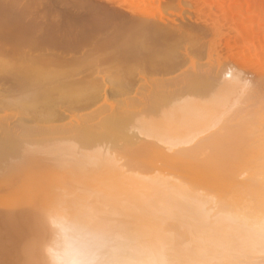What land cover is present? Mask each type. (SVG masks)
Listing matches in <instances>:
<instances>
[{"label": "bare ground", "instance_id": "bare-ground-1", "mask_svg": "<svg viewBox=\"0 0 264 264\" xmlns=\"http://www.w3.org/2000/svg\"><path fill=\"white\" fill-rule=\"evenodd\" d=\"M128 2L0 0V182L56 161L174 219L182 264H264V0Z\"/></svg>", "mask_w": 264, "mask_h": 264}, {"label": "clouds", "instance_id": "clouds-1", "mask_svg": "<svg viewBox=\"0 0 264 264\" xmlns=\"http://www.w3.org/2000/svg\"><path fill=\"white\" fill-rule=\"evenodd\" d=\"M112 192L94 178L54 184L33 206L24 264H182L177 222L147 197Z\"/></svg>", "mask_w": 264, "mask_h": 264}, {"label": "rangeland", "instance_id": "rangeland-1", "mask_svg": "<svg viewBox=\"0 0 264 264\" xmlns=\"http://www.w3.org/2000/svg\"><path fill=\"white\" fill-rule=\"evenodd\" d=\"M65 1L67 3L69 2L70 5L73 4L75 6V4H76V7L78 6L77 4L80 3L79 6H80L81 9L79 11L80 12L81 11L83 12L85 10L86 15L85 14H83V15H85L90 20L97 18L95 20H96V22H99V23H101L103 21V18L102 17H104V16H102V13H105V12H106V14L108 13L107 15L106 14H103V15H105V17H104L105 20H107L108 15H109L110 18L112 17L111 20L112 19L114 20L113 16H115V15L117 16L116 18H118V15H120V18L123 17L125 19L127 18L126 16L131 15L132 18L136 19L137 12L139 11V10H137V8L135 9L134 7H132V5H134V4L133 3L130 4L128 2L129 0H127V2H125L126 0H113V1H111V0H65ZM77 1L79 3H77ZM81 2L83 4L85 2V5L83 6L81 4ZM86 2H87V4H86ZM94 3L95 4L97 3L96 4V7H94V5H93ZM114 3L117 4L118 6L115 5ZM98 4L100 5L99 8H97V5ZM81 5L83 7H81ZM87 5L88 6L89 5H93V7L95 8V11L99 15L96 14V13H93V14H95V17L93 18V16H90L87 13V11L90 9V8H87ZM101 5L103 6V9L106 8V10L107 9L108 10L106 11L104 9V11L100 13V11L102 10ZM124 6L125 7L127 6V8H125ZM128 7H131L132 10L134 9L137 12H135L134 10L132 12V10L130 8H128ZM82 8H84V10H82ZM121 8H122V10H121ZM124 8L126 9L125 11H123ZM57 9H58V7H57ZM117 9H119V10H117ZM53 10H54L53 8H52L51 11L45 9L46 15H47V13L52 12ZM163 10H164L163 8H162V11H160V10H157L156 7H154V9H152V11H155L154 12L155 15H154L153 18H155L156 20L159 19V18H157L158 15L156 14L158 12V14H161L162 16L165 15L164 18H163V20L166 23H168L167 22V19H174V21L176 23H186V22L189 21L190 18H191L190 21L195 20V17H194L195 14L194 13L192 14V12H189V14H190L189 15L187 10H181V9H179L180 12L179 11H175V10H170V12L172 11L171 14L173 13V11H175L174 14H172V15L171 14L168 15L169 14V11L166 13ZM124 12H126L128 15L127 14H124ZM130 12H132V13L135 12L136 14L135 15L133 14V16H132V13H130ZM54 13L52 12V14H54ZM52 14H51V16H52ZM59 14L60 15H58V13H55L56 16L55 15L54 16L57 18V19L55 18L56 20H58L60 18L59 16H61V13H59ZM49 15H48V17H49L48 19H51ZM85 16H83V17L85 18ZM99 17H100V21H97L99 19ZM129 17L130 16H128V18L126 20L131 19ZM108 21H109V19H108ZM109 22H111V21H109ZM158 23H159V21H158ZM108 24H109V26H111L113 23L111 22V23H108ZM250 71L253 72L252 69ZM246 74H247L246 76L251 77V74H253V73L250 74L249 73V69H248V71H246ZM248 74H250V76ZM158 76H160V75H158ZM262 86H264V85H262ZM262 89H263V91H260L261 94L264 93V87H262ZM63 94L65 95V93H63ZM63 94H59L58 93L57 95H55V97L56 98L59 97L58 99H60V98L63 97L61 99V102H62V100L68 99L67 98L68 95L66 94L64 96ZM58 95H61V96H58ZM44 161L41 164V165H43V167H41L39 169L40 172L37 169V170H35V172H33L34 170H32V172H29L28 173V171H31V169H29V170H27V172H23V176L22 177H19V179L17 177L20 174H22V171L21 172H17L12 177H10V176H9V178L8 177L7 178L4 177L5 178V179L3 178L4 179L3 180L4 182H2V181L0 182L1 183L0 184V207H1L0 208V264H17V263L23 264L24 263V261H25L24 241H25V238H26L25 236H27V234L29 232V228H30V224H31V220L30 219H32V216L31 215L33 214V212H32L33 211V208H31V207H33L34 206V203H36L38 200H40L41 198H43L47 194V192H48L47 191V188L50 189V187L52 186V184H50V181L52 179L55 180L54 176H57L58 177V178L56 177V180L58 179L57 181L55 180L56 182H54L53 180L51 181L54 184L55 183L56 184H58V183H65L64 178H63L64 175L61 174L62 173L61 172L62 169L60 170V172H58V169L56 168V167L59 166L58 164L56 165V163H58V162H56V161H52L51 162V160H49V159L47 160L46 158H45ZM46 164H48L49 166L46 165ZM55 165H56V167H55ZM51 168H52V170H51ZM53 168H56V169L53 170ZM42 169H46L45 170L46 173H44V170L42 171ZM26 174H27V176H26ZM29 174H31L32 176L31 175L29 176ZM9 181H10V184H8ZM44 187H45V189H44ZM45 190H46V192H45ZM42 191H43V193H42ZM44 193H46V194H44ZM33 199H34V202L31 201ZM29 206H31V207H29ZM11 214H12V217H11ZM13 228H15V229H13ZM22 237H24V238H22ZM21 238H22V240H21ZM18 258H19V260H18ZM23 258H24V260H23Z\"/></svg>", "mask_w": 264, "mask_h": 264}]
</instances>
